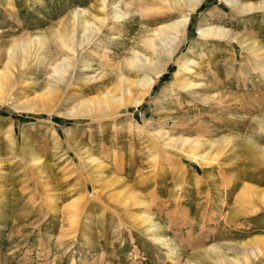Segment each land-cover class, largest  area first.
I'll list each match as a JSON object with an SVG mask.
<instances>
[{"label":"rangeland","instance_id":"374dc122","mask_svg":"<svg viewBox=\"0 0 264 264\" xmlns=\"http://www.w3.org/2000/svg\"><path fill=\"white\" fill-rule=\"evenodd\" d=\"M93 2L0 0V71L12 77L0 100V264H264V198L245 193H264V0H235L244 13L202 0L161 42V26L181 15L165 0H122L124 25L104 26L73 56L59 37ZM204 26L235 40L201 38ZM144 55L149 67L127 65ZM146 75L138 105L70 116L77 96L103 98L124 76ZM184 78L194 86L181 88ZM51 87L43 107L15 108ZM205 141L217 143L210 164L183 155L205 153L192 150ZM148 216L154 225L134 224ZM215 245L224 262L206 258ZM252 247L263 255L238 259Z\"/></svg>","mask_w":264,"mask_h":264},{"label":"bare ground","instance_id":"6f19581e","mask_svg":"<svg viewBox=\"0 0 264 264\" xmlns=\"http://www.w3.org/2000/svg\"><path fill=\"white\" fill-rule=\"evenodd\" d=\"M165 1L168 2L170 5V8L176 10L178 12V14L181 15V17H180V19L170 20L168 23H165L161 26L162 30H163V37L161 36L159 38V42H161L162 39L163 40L165 39V37L167 36L166 34H169L171 36V35L176 34L177 32L183 31L185 29V27L187 26L186 24L188 22V15H189L190 11L197 8L198 5L202 2V0H165ZM221 1L223 3H225L228 7H230L231 10L236 11L238 13H244L249 8V6L247 7L245 5H241L240 2H235V0H221ZM110 2H111V0H99V3L93 2L91 4L92 6L89 9H83L80 12H75L73 14L72 19L70 21H68V24L65 27L66 30H65L64 36H60V37L58 36V37L62 41V46L64 48L68 49L73 54V56L76 54V52H77L76 55L81 54V50L85 46H87L88 44L92 45V42H91L92 38L94 37V35H98L100 33V30L104 26H105L104 31L106 30V32H107V31H109L110 28L113 29V26L124 25L122 20H125L127 18V15L125 13H123V11H121V9H120V6H122V0H116L115 2H112V4ZM123 4L126 5L125 2ZM111 5H112V7H110ZM108 7H110V10H112V11L109 12ZM110 23H112L113 25L109 27ZM60 34L61 33H59V35ZM198 35L201 38H213V39H219V40L228 39L227 33L224 30L216 29V28H213L210 26L199 27ZM114 37H115V35H111V39H110L111 43H112L111 40H114ZM36 39L39 40L41 38L37 37ZM151 39H152V37H151ZM234 40H235V38L232 37V38L228 39V42H232ZM39 41L41 42V40H39ZM32 42H33V40H32ZM150 42L152 43V44L151 43L150 44L155 48L154 49L155 51L160 52V50H161L164 52L165 55L167 54V55H169V57L171 56V54H172L171 49L168 51V49L159 48V43H158V41L156 42V40L155 41L150 40ZM28 43H29V41L26 43L24 42V43L19 44L18 45L19 49L21 48L22 50H26V48H28L27 47ZM34 43H35V41H34ZM36 43H37V41H36ZM113 45H115V44L113 43ZM250 46H252V45H250ZM252 48L253 47H251L250 49H252ZM11 51H12V53H11V55H9L10 59L12 56H14L13 55V53H14L13 48ZM259 51H260L259 48H255L252 51V53H257ZM133 54H134V52H133ZM158 54H160V53H158ZM167 58H168V56H167ZM137 61L138 62L140 61L139 63H141V64L136 65ZM22 63H23V61H22ZM148 64H149L148 63V57H146L144 55L143 57H139V56L133 57L132 60H130V62L127 65L128 66H135L137 69L142 68V70H143V68ZM62 66H63V68L67 69L71 65H70V63H67L66 61H64L62 64L57 65L54 68L55 72L61 70ZM148 67H149V65H148ZM261 67H263V65ZM86 68H89V66H86ZM129 69H130V67H129ZM149 70H151V69H149ZM159 74H160V71L155 72L154 78L157 77ZM176 74H178V72ZM120 77H123V76H120ZM11 78L12 77L10 76V72L6 71V69H4L3 71H0V100L3 98V95L6 93L5 88H7V86L9 85ZM123 78H124V81H122V79H120L121 81L115 85L113 91H111V90L107 91L104 94L103 98L83 99V98L77 96L75 98V100H73V103L75 104V106L72 109L73 112L70 113V116L83 117L86 115H92L93 112H101V113L104 112L107 114V113H110L112 111L118 110L119 107H123L126 105L136 106L142 101L144 95H146L150 91L153 80H154L152 77H149L146 75V76H143L142 78H137L136 80L133 79L132 81H130V83H128L129 81L125 78V76ZM185 79L186 78H184V80L178 81L179 83H181V88H184V87L192 88L194 86V84H192L190 82V80L188 81L187 79L186 80ZM58 80H60V79H58ZM125 80H127V81L125 82ZM126 83H128L129 86H127L128 84L126 85ZM134 86L138 87V89L140 91L137 94L135 93V95H133L131 92L132 91L131 88H133ZM53 91H54V88L51 87L48 92H46L42 96H39L40 99L38 101H33L31 104L22 105L20 107L16 106L15 108H18V109L22 108L24 110H26V109L36 110V108L39 107L40 105L43 107L44 104L42 102H44L46 98L48 99V95L50 96L51 94H54V93H52ZM51 97H52V95H51ZM53 97H54V95H53ZM41 110L46 111L47 109L44 108ZM131 122H132L131 120H128L127 123L131 124ZM146 123H149V120H146ZM255 123L258 127L264 126L263 120L257 121ZM153 133L159 134L160 130L159 129L154 130ZM162 136H163V134H161V137ZM175 142H176V140L175 141L169 140L168 142L164 143L163 146L175 148L176 147ZM222 142L224 143L227 141L223 140ZM186 143L187 142L185 140H183V142L180 144L184 145ZM215 144H217V143L211 142V141H205V143H203L202 145H200L199 142H196L193 145L194 148L192 147L193 151H194V149H198L204 145L206 146V149L208 151H206L205 153H198V154H195L196 153L195 151H194V153L192 152V153L186 154V152H187L186 151V152H184L185 154H183V155L188 156L189 159L190 158L193 159L194 162H196L200 165L210 164L211 161L214 159V157H210V154L212 152L211 151L212 147H214ZM177 148L178 147H176L175 150ZM181 153H182V151H181ZM261 154L264 156V150L262 151ZM94 161H96V160H94ZM245 193L249 196L251 194H258L259 197H261L262 199L264 198V193L256 192L254 189L249 188L248 190H245ZM137 199H139V198L137 197ZM136 218H139V219L137 220ZM134 219L136 220L134 224L136 226L137 225L143 226L142 229L145 228L147 225H150V224L154 225L152 223L153 220L150 221L151 220L150 216H148L146 218L135 217ZM147 227H149V226H147ZM151 227H153V226H151ZM157 228H160V227L157 226ZM161 230H162V228H161ZM146 231L147 230H145V232ZM148 233H149V231H148ZM168 246H169L170 252H172L174 250L176 251V249H175L176 246L171 241H167V247ZM224 250L221 246H218V245L212 246V249L210 248V250L206 252L207 253L206 258L211 260V261L216 260L219 262H224L228 258V257H226ZM238 254H239L238 259H240L242 262H247V261H243V260H246V257H248V255L249 256L253 255L254 257H259V256L263 255L262 250L259 249L258 247H252L250 250L247 248H243V251H240ZM184 264H194V263L190 262V260H189L188 262H185Z\"/></svg>","mask_w":264,"mask_h":264}]
</instances>
